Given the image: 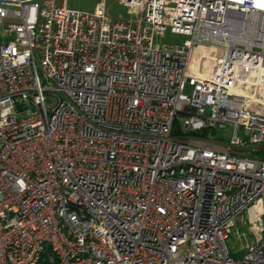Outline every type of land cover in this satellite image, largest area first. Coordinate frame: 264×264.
I'll use <instances>...</instances> for the list:
<instances>
[{"label":"built area","instance_id":"obj_1","mask_svg":"<svg viewBox=\"0 0 264 264\" xmlns=\"http://www.w3.org/2000/svg\"><path fill=\"white\" fill-rule=\"evenodd\" d=\"M118 2L0 0V264H264V0Z\"/></svg>","mask_w":264,"mask_h":264},{"label":"rangeland","instance_id":"obj_2","mask_svg":"<svg viewBox=\"0 0 264 264\" xmlns=\"http://www.w3.org/2000/svg\"><path fill=\"white\" fill-rule=\"evenodd\" d=\"M98 1L99 0H66V6L70 10L92 14L96 11ZM105 10L109 19L112 21H128L136 18V16L130 14L128 8L121 5L118 0H105ZM4 28V24L0 23V42L2 39L1 36L4 33ZM182 40V36H171L166 33V36L161 39V42H181ZM191 92L192 87L186 84L184 87V93L190 95ZM237 228L239 231H245L243 227L239 226V223H237ZM249 239H251V237ZM241 246V241L235 239L233 235H231L226 242L228 252L233 258L242 256L243 252L240 250Z\"/></svg>","mask_w":264,"mask_h":264},{"label":"bare ground","instance_id":"obj_3","mask_svg":"<svg viewBox=\"0 0 264 264\" xmlns=\"http://www.w3.org/2000/svg\"><path fill=\"white\" fill-rule=\"evenodd\" d=\"M259 211V207H255L252 211H251V217L253 219V221L255 220L256 218V213ZM256 223V222H255ZM258 224V223H257ZM257 224H255V226H257Z\"/></svg>","mask_w":264,"mask_h":264}]
</instances>
